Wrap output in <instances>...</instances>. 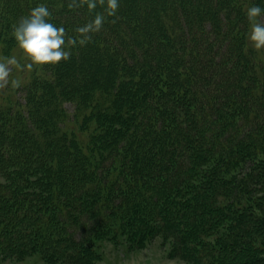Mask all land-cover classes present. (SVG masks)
Listing matches in <instances>:
<instances>
[{
    "label": "trees",
    "instance_id": "16d2710c",
    "mask_svg": "<svg viewBox=\"0 0 264 264\" xmlns=\"http://www.w3.org/2000/svg\"><path fill=\"white\" fill-rule=\"evenodd\" d=\"M138 1L34 67L22 99L0 90V249L87 264L98 239L161 234L189 264H264V49L246 16L264 0ZM52 4L69 36L103 12L65 23ZM36 6L0 0V54Z\"/></svg>",
    "mask_w": 264,
    "mask_h": 264
},
{
    "label": "clouds",
    "instance_id": "9594fccd",
    "mask_svg": "<svg viewBox=\"0 0 264 264\" xmlns=\"http://www.w3.org/2000/svg\"><path fill=\"white\" fill-rule=\"evenodd\" d=\"M84 6L89 13L95 12L98 6L103 8V12H96L91 21L77 27L74 30L76 36H69L63 26L57 27L49 22L52 14L43 4L33 8L27 16L21 17L12 34L29 62L21 65L15 56L0 60V90L7 88L9 84L13 89L21 87V80L9 79L14 68L32 71L34 66H55L69 60L71 52L66 50V45L73 48L91 42L93 34L103 28L106 16L116 17L119 0H68L67 4L69 10ZM262 14L264 9L259 6H251L246 12L250 25L247 39L256 50L264 49V22L259 19Z\"/></svg>",
    "mask_w": 264,
    "mask_h": 264
},
{
    "label": "rangeland",
    "instance_id": "374dc122",
    "mask_svg": "<svg viewBox=\"0 0 264 264\" xmlns=\"http://www.w3.org/2000/svg\"><path fill=\"white\" fill-rule=\"evenodd\" d=\"M66 1L68 3V0ZM119 1L122 2L124 0ZM145 1L158 2L159 0ZM133 3L136 5L139 3V1L133 0ZM37 4H43V0H37ZM65 8L68 13V17L62 18L65 23H67V19L78 17L80 12L88 11L86 6L75 10H69L67 5ZM49 9L52 14L55 12L57 13L56 4H52ZM259 19L261 20V22H264V15H262ZM90 51L91 54L95 52L94 50ZM10 56H15L21 65H24L23 63H25V61L27 62L22 50H20V53H17L15 50L11 55L0 54V60H3L4 57ZM95 63L96 65L99 64L98 61H95ZM36 68L40 70L39 67ZM92 69H94V67H91L89 71H93ZM99 69L100 67L94 70L96 72L99 71ZM29 75L30 71H27L26 69L21 70L14 68L9 79H19L21 80V83H24L26 82V80L29 79ZM1 91L12 92V87L9 84L7 88ZM23 94V87H20L16 90V95L19 96L21 99L23 98ZM65 106L68 112H70V115H72L74 109L73 104L71 102H68ZM71 126L72 128H77L76 124H71ZM244 175H246L244 174V172L241 174L237 173L236 169L231 172L230 177L232 176L235 179H239L241 176L243 177ZM263 194L264 186L258 189V194L256 196H262ZM176 246L177 245L173 238L161 234L147 237L141 242H137L136 239H130V237L124 235H118L113 239L101 238L96 240L95 242V258L92 261H89L87 264H189L183 258V256L180 255ZM51 255L52 254H50L49 251L46 252L41 248L29 251L23 256H15L12 250L8 251L0 249V264H76L67 262L63 259L55 260ZM260 256H264V253L260 254Z\"/></svg>",
    "mask_w": 264,
    "mask_h": 264
}]
</instances>
